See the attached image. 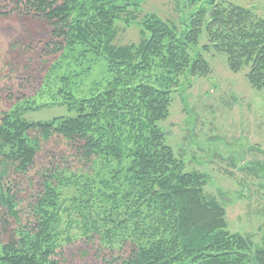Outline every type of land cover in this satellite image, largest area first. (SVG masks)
Segmentation results:
<instances>
[{"label": "trees", "instance_id": "16d2710c", "mask_svg": "<svg viewBox=\"0 0 264 264\" xmlns=\"http://www.w3.org/2000/svg\"><path fill=\"white\" fill-rule=\"evenodd\" d=\"M183 1L192 10L184 29L138 19L139 0H8L9 12L44 20L50 41L39 99L0 85V264H68L77 242L85 263L264 264V243L229 229L225 206L205 193L208 176L186 172L158 126L182 78L212 73L210 52L234 73L247 68L264 91V19L232 3ZM134 23L141 43L116 45L119 24ZM99 59L103 79L76 91L78 73ZM51 106L74 116L23 118ZM35 168L39 186L21 208L11 177Z\"/></svg>", "mask_w": 264, "mask_h": 264}, {"label": "rangeland", "instance_id": "374dc122", "mask_svg": "<svg viewBox=\"0 0 264 264\" xmlns=\"http://www.w3.org/2000/svg\"><path fill=\"white\" fill-rule=\"evenodd\" d=\"M139 1L138 19L155 14L178 23L181 29L185 28L183 22L192 12L183 0ZM217 1L249 9L264 19V0ZM10 7L8 0H0V12L8 13L0 14V85H12L9 86L12 91L39 99L38 91L47 71L43 60L48 59L50 28L42 19L9 12ZM119 29L116 45L141 43L137 23L130 27L119 24ZM206 43L203 34L200 47ZM205 58L212 73L207 77L182 78L172 95L170 115L158 126L165 134L166 144L184 162L186 172L208 176L205 193L225 206L229 229L250 236L254 245L259 246L264 243V91L250 85L247 68L232 72L225 55L210 52ZM92 61L90 70L86 65L82 71L78 70L81 76L75 81L78 82V86H74L76 91L87 90L92 83L103 79L106 61ZM9 107L4 100L3 108ZM60 116L74 115L66 107L51 106L26 112L23 118L30 122H47ZM42 163L39 158L37 167ZM38 168L26 177H11L17 178L21 185L18 196L21 208L39 186ZM85 248L82 242L73 244L68 250V264H97L92 257L85 263L81 256Z\"/></svg>", "mask_w": 264, "mask_h": 264}]
</instances>
